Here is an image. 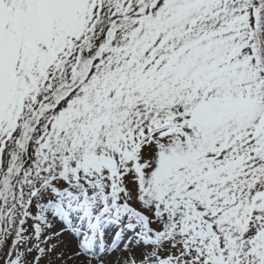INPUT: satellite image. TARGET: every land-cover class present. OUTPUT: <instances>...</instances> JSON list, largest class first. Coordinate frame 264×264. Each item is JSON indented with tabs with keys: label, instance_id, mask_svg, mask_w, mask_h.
I'll list each match as a JSON object with an SVG mask.
<instances>
[{
	"label": "rangeland",
	"instance_id": "obj_1",
	"mask_svg": "<svg viewBox=\"0 0 264 264\" xmlns=\"http://www.w3.org/2000/svg\"><path fill=\"white\" fill-rule=\"evenodd\" d=\"M99 1L111 13L148 2L0 0V182L14 154L0 187L6 264H48L38 218L62 219L55 199L72 210L90 202L92 215L104 203L122 209L121 221L148 235L154 263L264 264V0H158L32 119L77 46L111 41L105 28L86 38ZM77 125L78 138L57 150ZM119 167L116 197L105 182Z\"/></svg>",
	"mask_w": 264,
	"mask_h": 264
},
{
	"label": "bare ground",
	"instance_id": "obj_2",
	"mask_svg": "<svg viewBox=\"0 0 264 264\" xmlns=\"http://www.w3.org/2000/svg\"><path fill=\"white\" fill-rule=\"evenodd\" d=\"M64 204L57 199L52 204L54 209L64 211L62 219L53 211L38 218V229L46 237V249L44 253L38 251V256L48 264H165L151 260L148 235L140 222L129 216L123 223L122 209L110 210L104 203L97 207L99 215H91L90 202L74 205V210ZM177 221L168 225L174 226ZM83 224L89 227V233L82 236ZM107 254L113 256L111 260L105 257Z\"/></svg>",
	"mask_w": 264,
	"mask_h": 264
},
{
	"label": "trees",
	"instance_id": "obj_3",
	"mask_svg": "<svg viewBox=\"0 0 264 264\" xmlns=\"http://www.w3.org/2000/svg\"><path fill=\"white\" fill-rule=\"evenodd\" d=\"M59 155V153H55V151H53L52 153H50V154H48L47 155V158L48 157H50V158H54V157H56V156H58ZM49 159V158H48ZM54 161H57V160H54ZM35 189V187H33V186H31V188L29 189L30 191L31 190H34Z\"/></svg>",
	"mask_w": 264,
	"mask_h": 264
}]
</instances>
